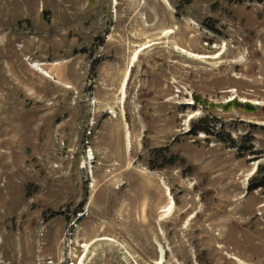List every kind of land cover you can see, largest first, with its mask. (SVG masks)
Returning a JSON list of instances; mask_svg holds the SVG:
<instances>
[{
	"label": "rangeland",
	"instance_id": "obj_1",
	"mask_svg": "<svg viewBox=\"0 0 264 264\" xmlns=\"http://www.w3.org/2000/svg\"><path fill=\"white\" fill-rule=\"evenodd\" d=\"M163 252L264 264V0H0V264Z\"/></svg>",
	"mask_w": 264,
	"mask_h": 264
},
{
	"label": "trees",
	"instance_id": "obj_2",
	"mask_svg": "<svg viewBox=\"0 0 264 264\" xmlns=\"http://www.w3.org/2000/svg\"><path fill=\"white\" fill-rule=\"evenodd\" d=\"M196 102L198 104L201 103V100H196ZM202 105L204 106H208L207 102L206 101H203L201 103ZM222 107L226 110V111H229L230 109H238V110H244V111H247V112H250V111H253L255 108L252 104H249L248 102H240L238 100H232L230 102H228L227 104H223ZM203 121V119L201 120ZM203 130L207 131L206 128H204ZM199 132V129L198 130H193L191 131V134H197Z\"/></svg>",
	"mask_w": 264,
	"mask_h": 264
},
{
	"label": "bare ground",
	"instance_id": "obj_3",
	"mask_svg": "<svg viewBox=\"0 0 264 264\" xmlns=\"http://www.w3.org/2000/svg\"><path fill=\"white\" fill-rule=\"evenodd\" d=\"M165 2H167L168 3V1H165ZM169 4V3H168ZM137 56V55H136ZM93 158V157H92ZM168 195L170 196V201H174V198L172 197V195H171V192H168ZM172 203H174V202H172ZM171 203V205L173 206V204ZM163 250V249H162ZM164 251V250H163ZM160 254H161V251H160ZM163 256H162V258L159 260V264H162L163 262H164V260H165V253L163 252V254H162ZM160 257H161V255H160Z\"/></svg>",
	"mask_w": 264,
	"mask_h": 264
}]
</instances>
